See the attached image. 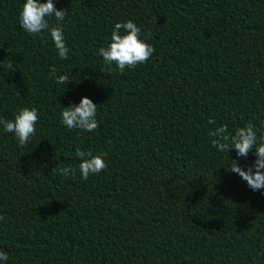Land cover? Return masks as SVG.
<instances>
[{
    "label": "trees",
    "instance_id": "obj_1",
    "mask_svg": "<svg viewBox=\"0 0 264 264\" xmlns=\"http://www.w3.org/2000/svg\"><path fill=\"white\" fill-rule=\"evenodd\" d=\"M24 2L0 0V119L39 116L23 146L0 125L6 264H264V189L228 171L254 150L220 152L209 135L249 121L264 135V0H54L66 60L47 30H23ZM127 20L155 51L120 73L99 49ZM81 97L97 104L92 132L61 122ZM77 148L107 167L82 179Z\"/></svg>",
    "mask_w": 264,
    "mask_h": 264
},
{
    "label": "clouds",
    "instance_id": "obj_2",
    "mask_svg": "<svg viewBox=\"0 0 264 264\" xmlns=\"http://www.w3.org/2000/svg\"><path fill=\"white\" fill-rule=\"evenodd\" d=\"M66 10H58L54 0H46L41 3L39 0H25L19 13V23L23 30L30 35H42L47 30L50 33L59 59L66 60L69 56V48L65 43V36L62 24L65 20ZM54 17L56 23L50 24V18ZM141 28L132 20L117 22L111 32V42L108 46L99 49V55L103 58L104 64L110 66L115 64L120 73L126 68H135L138 64L145 63L154 53V47L141 38ZM150 39V36L147 37ZM55 73L56 68H50ZM59 84L69 83V74L65 73L55 78ZM61 122L69 130L81 129L92 132L99 126L96 119L97 104H94L88 97H81L78 105L70 104L62 107ZM38 111L35 107H25L18 111L14 120L0 119V125L8 133H14L21 146L29 143L30 137L36 132L38 122ZM208 123L214 125L216 122L209 118ZM209 135L213 137L211 144L220 152H229L235 149L237 157L247 158L249 152L254 150L255 161L247 167L242 168L236 160H229L228 171L238 174L252 191L264 189V135H257L256 126L247 122L243 127L235 129L234 133H227V125H220L210 130ZM79 158V171L82 179L87 180L90 175L102 172L107 164L104 153L93 155L91 151L85 152L80 148L75 150ZM63 176L75 174L71 166L53 168ZM0 219H3L0 216ZM8 260L7 253L0 251V261L5 264Z\"/></svg>",
    "mask_w": 264,
    "mask_h": 264
}]
</instances>
